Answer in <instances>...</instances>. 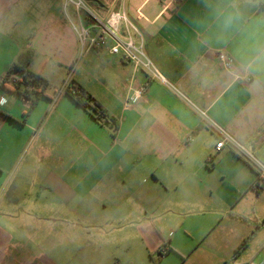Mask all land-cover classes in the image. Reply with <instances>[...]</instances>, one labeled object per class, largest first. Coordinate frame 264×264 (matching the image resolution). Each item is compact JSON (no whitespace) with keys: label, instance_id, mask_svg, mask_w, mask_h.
Segmentation results:
<instances>
[{"label":"crops","instance_id":"0c3cea01","mask_svg":"<svg viewBox=\"0 0 264 264\" xmlns=\"http://www.w3.org/2000/svg\"><path fill=\"white\" fill-rule=\"evenodd\" d=\"M83 1L121 7L162 80L82 45L65 0H0V84L27 53L47 83L33 105L0 88V264H264V83L235 71L240 37L195 25L199 0ZM78 58L114 135L60 92Z\"/></svg>","mask_w":264,"mask_h":264},{"label":"clouds","instance_id":"9594fccd","mask_svg":"<svg viewBox=\"0 0 264 264\" xmlns=\"http://www.w3.org/2000/svg\"><path fill=\"white\" fill-rule=\"evenodd\" d=\"M199 3L205 14L192 22L206 29L218 42L239 36L232 49L235 71L264 83V0H199ZM7 14V7H0V16Z\"/></svg>","mask_w":264,"mask_h":264},{"label":"built area","instance_id":"2783aa9c","mask_svg":"<svg viewBox=\"0 0 264 264\" xmlns=\"http://www.w3.org/2000/svg\"><path fill=\"white\" fill-rule=\"evenodd\" d=\"M65 4L72 6L78 13H82L89 23V27H74L82 45L87 42L88 49L107 47L111 55H119L134 67L146 71L152 78L162 80V77L143 51L140 33L134 24L128 20L121 7L110 10L105 16H100L83 0H65ZM89 30H91V33H89ZM217 59L223 69L228 70L231 68L232 60L225 52L219 51ZM4 77L7 79V84L14 85L21 82L20 76L17 78L13 74L6 73ZM66 90H71L74 94V90L70 89L69 76L62 84L60 92L65 94ZM217 130L222 134V139L215 144V152L221 151L226 142H233L221 129L217 128ZM237 146L241 149L239 145ZM160 252L163 256L166 249L162 248Z\"/></svg>","mask_w":264,"mask_h":264},{"label":"trees","instance_id":"16d2710c","mask_svg":"<svg viewBox=\"0 0 264 264\" xmlns=\"http://www.w3.org/2000/svg\"><path fill=\"white\" fill-rule=\"evenodd\" d=\"M32 60L30 54H25L22 57L18 58L16 62H14L7 74H16L21 75V82L18 84L12 85L14 88L12 90L13 93L20 95L23 99L29 101L31 105H33L39 98L43 97V91L47 88V83L38 75L31 73L28 70V65ZM6 77L2 79L0 84V88H5ZM70 89L74 90V94H72L71 90H66L65 95H67L78 107L88 112V114L98 122L102 123L101 118H108L111 125L112 135L115 134L118 123L117 120L112 117H107L105 110L100 106V104L90 96L81 86L76 84L75 82H70ZM261 185L255 183V188H260ZM168 251L166 250V255ZM159 258L163 257L160 251L157 252ZM158 263L157 261H154Z\"/></svg>","mask_w":264,"mask_h":264},{"label":"rangeland","instance_id":"374dc122","mask_svg":"<svg viewBox=\"0 0 264 264\" xmlns=\"http://www.w3.org/2000/svg\"><path fill=\"white\" fill-rule=\"evenodd\" d=\"M80 58L77 59V61L74 62L73 66L70 68V73H69V78H70V82L72 81V79L74 78V74L76 73L79 65H80ZM77 74H80V71H77ZM168 224H171L173 225V223H168ZM115 234H112V236H109L108 237V240H111V239H114ZM165 256V255H164ZM193 257L194 256H191L190 258H188L187 260H183V259H178V261L176 263H173V264H191V262L193 263ZM152 260L154 261H157L159 262L160 258H159V255L157 254V252L151 256ZM162 258V257H161ZM166 259V257H164ZM163 258V259H164ZM153 264H158V263H155V262H152ZM166 263L167 264H170V259L169 260H166Z\"/></svg>","mask_w":264,"mask_h":264},{"label":"water","instance_id":"95a60500","mask_svg":"<svg viewBox=\"0 0 264 264\" xmlns=\"http://www.w3.org/2000/svg\"><path fill=\"white\" fill-rule=\"evenodd\" d=\"M105 127H108L111 129L110 121L107 118H101L100 119Z\"/></svg>","mask_w":264,"mask_h":264}]
</instances>
